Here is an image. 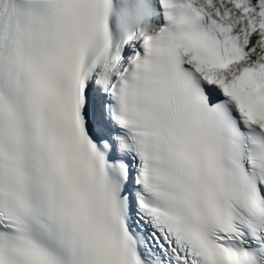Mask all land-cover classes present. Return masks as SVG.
<instances>
[{
	"label": "snow or ice",
	"instance_id": "obj_1",
	"mask_svg": "<svg viewBox=\"0 0 264 264\" xmlns=\"http://www.w3.org/2000/svg\"><path fill=\"white\" fill-rule=\"evenodd\" d=\"M0 264H264V0H0Z\"/></svg>",
	"mask_w": 264,
	"mask_h": 264
}]
</instances>
